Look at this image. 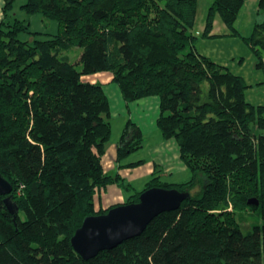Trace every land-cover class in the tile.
<instances>
[{
  "label": "trees",
  "instance_id": "trees-1",
  "mask_svg": "<svg viewBox=\"0 0 264 264\" xmlns=\"http://www.w3.org/2000/svg\"><path fill=\"white\" fill-rule=\"evenodd\" d=\"M14 1L4 0L0 20V172L13 187L0 195V264H264V104L246 100L241 75L198 52V0H25L28 16L58 21L46 38L12 13ZM244 2L212 0L202 36H212L215 14L236 32ZM257 5L264 12V0ZM245 39L263 67L264 21ZM73 47L82 49L74 62L64 54ZM97 72L112 75L126 102L159 98L157 126L191 174L168 182L155 171L125 203L154 186L190 198L85 260L71 245L75 230L119 205L95 210V193L112 183L132 189L101 162L111 111L102 83L86 78ZM141 146L127 121L117 162ZM247 206L262 221L243 232L237 211Z\"/></svg>",
  "mask_w": 264,
  "mask_h": 264
},
{
  "label": "rangeland",
  "instance_id": "rangeland-1",
  "mask_svg": "<svg viewBox=\"0 0 264 264\" xmlns=\"http://www.w3.org/2000/svg\"><path fill=\"white\" fill-rule=\"evenodd\" d=\"M24 2L25 0H15L13 3L12 13H14L15 16L19 19H29V31L41 33L39 35L37 34V36L40 38H46V34H56L58 32L59 23L57 20L46 19L40 14H33L28 16L20 7ZM211 2L212 0H198L197 13L193 28L191 29L192 32L197 35L196 46L198 48H204L205 50H207L206 52L209 53V55H207L208 57H211V55L215 56L213 58L218 59V63L222 65H228L232 72H237L239 75H241L246 83L249 84L248 88L245 91L246 100L254 105H263L264 67L257 68L255 66L257 60L256 54L251 48V45L248 44L245 39V37H250L252 35L254 24L256 22L264 21V12H257L256 10L258 0H245L234 23L236 32L230 29L223 22L219 14H215L213 19V27L210 32V35L212 36H202V32L205 27L206 15ZM32 36L34 37V34L30 32H22L19 35L21 39L28 40L31 39ZM257 47H259V44H257ZM81 51V48L73 47L68 51H65L64 54L68 56L69 60L74 62L78 60L79 53ZM262 53L264 52L262 51L261 54ZM77 67L79 68L78 65ZM98 75L99 74H91L86 78L98 79ZM126 116L122 113V111L120 113V111H118L116 108L113 109L112 114L110 115L111 135L107 143L106 156L104 158V168L106 169V171L110 166H108L109 163H107L109 150L118 142L122 129L125 125ZM160 137V130L158 127L154 128V126H152V128H150L149 124L147 126H144L142 148H138L132 151L129 158L124 159L123 161L130 162L142 159L143 163L148 164L152 162L151 150L157 143L160 142ZM112 163L114 165L113 160ZM147 164H143L144 166H139V168L137 169L130 166V170H128V172H124L125 174H127L125 175V181L131 182L130 184L131 186H133V189L128 190L116 184L118 186L117 189H119L121 193L118 192L117 194H115L113 191H110L107 194L109 196V199H107L106 194L101 195L100 191H97L94 195V209L99 210L101 208H104L106 203L105 200H112V196L119 195L120 197L125 198L124 200H126L128 199L127 197L133 194V192L140 190L143 184L149 180L144 178L145 174L139 175L141 173L140 171L147 167ZM126 167L128 168L129 166H124L123 169H125ZM159 171L160 170H157V174L160 175ZM190 176L191 174L181 177L180 174H177L175 179H177V181H182L187 180ZM164 180L172 182V180L174 179L165 178ZM240 212L244 214V218L242 222L238 221V224L243 232L250 231L252 229V225L260 224L262 221L257 212L252 210L248 206L244 210H238L237 214H239Z\"/></svg>",
  "mask_w": 264,
  "mask_h": 264
},
{
  "label": "water",
  "instance_id": "water-1",
  "mask_svg": "<svg viewBox=\"0 0 264 264\" xmlns=\"http://www.w3.org/2000/svg\"><path fill=\"white\" fill-rule=\"evenodd\" d=\"M12 189V184L0 172V195H10ZM189 198V191L177 188H147L139 195L137 202L122 203L105 213L84 217L70 239L71 245L83 259L88 260L102 250L111 249L126 239L140 235L155 216L179 208ZM10 199L11 196L5 198L7 203ZM248 203L257 205L259 201L251 197ZM9 209L15 213L17 206L13 209L9 205Z\"/></svg>",
  "mask_w": 264,
  "mask_h": 264
},
{
  "label": "crops",
  "instance_id": "crops-1",
  "mask_svg": "<svg viewBox=\"0 0 264 264\" xmlns=\"http://www.w3.org/2000/svg\"><path fill=\"white\" fill-rule=\"evenodd\" d=\"M3 5H4V0H0V20L3 17ZM256 10L258 12V5H257ZM196 48H197L199 53H201L203 55L206 54V56L209 55V53L206 52L207 50H205L204 48H198L197 46H196ZM213 57H215V56L211 55L210 58L216 62L219 61L218 59H215ZM220 62H221V60H220ZM223 65H225V64H223ZM225 66H227L229 68L228 65H225ZM263 67H264V57H263ZM235 73L238 74L237 72H235ZM96 74H99L98 75L99 78L98 79H90V81L91 82H97L98 81V82L102 83L105 94L107 95L108 100H109L111 114H112L113 109L116 108L118 111H120V113L122 111V113L125 114V116L127 115L125 117L126 118L125 125H126L127 121H129V120L131 122H133L137 126V128L139 129V131L141 133L142 143H143V127L147 126L148 124L150 125V128H152V126H154V128L158 127L157 126V118H158L159 113H160L159 98L157 96H147V97H142V98L136 99L134 101L126 102L124 100L122 94H121L119 86L116 83L111 82L112 75L109 72L94 73V75H96ZM133 112H134V114H133ZM125 125H124V127H125ZM124 127H123V129H124ZM123 129H122V131H123ZM160 136H161L160 142L157 143L154 146V148L151 150L152 162L147 164V163H143L142 159H139L137 161H141V162H139L138 164H136L132 167L133 168L135 167V169H137V168H139V166H144L147 164V167H145V169L140 171L141 173L139 172L140 173L139 175L145 174L144 175L145 179H150L155 171L160 170L159 173H160V177L162 180H164L165 178H171V179L175 180V181L172 180V182L185 181V180L177 181V179H175L177 174H180L181 177H183L184 175L190 174V171L188 170V168L186 167V165L183 163V161L180 158L179 146H178L177 142L173 138H164L162 136L161 132H160ZM119 139H120V137H119ZM119 139H118V142L116 143V145L112 146L111 149L109 150V155L107 157V163H109L108 166L109 165L110 166H109L107 171L104 168V165H105L104 164V158L106 156V151L101 158V162H102L103 168L106 172L118 173L121 177H123L125 179L126 178L125 175H127V174H125L124 172H126V171L128 172V170H130L131 167L129 166L128 168L126 167L125 169H123L124 166H127L126 165L127 163L137 162V161H130V162H124L123 161L124 159L129 158L130 154L132 153L131 152L125 158L120 160V162H117V147H118ZM140 148H142V146ZM112 160L114 161V165L112 163ZM146 182L143 184L141 189L144 188ZM128 183L130 184L131 182H128ZM116 186L117 185L115 183L109 184L108 187L106 186L103 190H100V194L101 195L102 194L107 195L108 192H110V191H113L115 194H117L120 191H119V189H117L118 186L117 187ZM132 189H133V186H132ZM107 199H109L108 195H107ZM124 199L125 198L120 197L119 195L112 196V200H107V201L105 200L106 203H105L104 208L109 207L111 205H115V204L125 203L127 199L126 200H124Z\"/></svg>",
  "mask_w": 264,
  "mask_h": 264
}]
</instances>
